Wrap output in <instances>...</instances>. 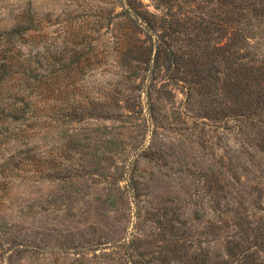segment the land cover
Segmentation results:
<instances>
[{
  "label": "rangeland",
  "instance_id": "rangeland-1",
  "mask_svg": "<svg viewBox=\"0 0 264 264\" xmlns=\"http://www.w3.org/2000/svg\"><path fill=\"white\" fill-rule=\"evenodd\" d=\"M137 1L174 23L157 30L183 61L162 58L151 73L133 61L128 78L116 65L122 32L133 37L120 0H0V32L35 28L0 66V98L27 120L26 173L0 177V264H235L233 241L264 260V103L235 114L232 69L186 35L225 14L214 0ZM257 23L244 51L264 66ZM221 26L211 34H230ZM217 180L232 194L219 206Z\"/></svg>",
  "mask_w": 264,
  "mask_h": 264
},
{
  "label": "trees",
  "instance_id": "trees-1",
  "mask_svg": "<svg viewBox=\"0 0 264 264\" xmlns=\"http://www.w3.org/2000/svg\"><path fill=\"white\" fill-rule=\"evenodd\" d=\"M157 1L168 9V4L171 0ZM204 1L211 2L212 0ZM214 1L216 10H212V12H222L225 14V17L221 18L220 15L214 17L209 16L206 21L202 20L201 22L195 19L191 22L190 31L186 32V35L191 38L194 44L205 49V51L212 48L213 52H215L214 61H217V58H221L223 61L227 62L228 67L232 69V74L228 76L230 85L232 86V96L235 101L232 109L235 114H240L242 116V113L244 111H250L255 103H264V88L255 89V87H260L261 83L264 81L262 77L264 74V66L257 64L251 57V54L248 51H244L245 42L248 40V37H251L248 36V33L254 28V23L258 22L257 24H262L264 26V0ZM120 3L122 10L117 14V18L123 19L126 29L130 31L129 35L133 37L129 38L127 37V32H122L120 44L121 50L123 49L122 52L127 51V53L122 56L126 61L124 59L122 62L120 58H118L119 60L116 65L122 71L126 72V74H129L128 78L137 75L140 71V68H137L136 71L131 69V63L133 61L141 63L139 66H143L142 64H144L145 66L142 70L145 72L149 71V73L152 72L149 70V64H152L153 68H157L162 58L169 62V67L182 63L183 58L178 56L170 46L168 41L170 34L157 30V28L160 27H173L174 23L172 21H167L166 17L150 14L144 9L141 10L140 6L142 5L137 0H120ZM33 23L34 22L31 21L29 24L30 26L24 27L19 25L11 30L0 32V41L5 42L7 47V45L9 43L12 44L17 37H24L28 32L34 31L35 28ZM158 24L159 26H157ZM222 24L228 25L231 28L230 34L226 36L225 34H220L224 31L221 26ZM135 29L136 32H133L132 30ZM39 30H41V28ZM211 32L220 33L214 35L211 34ZM137 34H141L143 38H139ZM224 40H226V42L220 44ZM211 43H214V45H211ZM5 44L0 46V53L2 54L0 66L2 68V63H12L14 61L12 54L15 56L17 55L15 48H6ZM154 50L155 57L150 60ZM2 80L4 81L3 77ZM3 83L4 82L1 83V87H3ZM145 94L149 118L153 120L156 117L153 115L154 105L151 102L152 94L150 91L148 92V89ZM0 101V177H4V173H6L7 176L3 178L5 179L4 184H10L11 180L26 173L25 167H18L19 164L17 163L20 155L23 154L21 147L25 146L23 142L26 139L24 133H26L27 130L25 126L27 120L22 116L25 115V110L16 108V98L7 94L1 97ZM123 101L129 105L127 108L130 111L134 109L131 104H128V99ZM18 103L19 105L22 104L23 100H19ZM117 103L118 102H116V104ZM20 119H23V121L21 123L17 122ZM146 152L150 153L151 150L148 149ZM216 182L215 192L218 195L216 204L219 206L222 201L227 200L228 195L232 198V194L229 192L227 195H224V187L220 184V180ZM239 205L242 204L240 203ZM235 213L238 215L237 211ZM240 218L241 217H238V219ZM238 225L241 227V232L245 233V229L242 228V222ZM262 229L263 227L260 229L261 232ZM255 238L259 239V244H263L264 246V241L261 239V236ZM247 251L248 250L242 247V242L235 243L233 241V246L229 249V256L235 259V264H264V260H260L255 255H252V252L248 254ZM199 264H204V261L200 260Z\"/></svg>",
  "mask_w": 264,
  "mask_h": 264
}]
</instances>
